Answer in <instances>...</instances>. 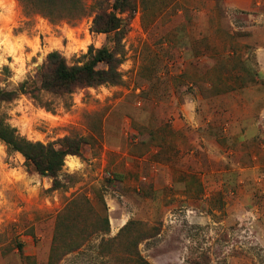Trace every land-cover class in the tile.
Returning <instances> with one entry per match:
<instances>
[{
	"label": "rangeland",
	"instance_id": "obj_1",
	"mask_svg": "<svg viewBox=\"0 0 264 264\" xmlns=\"http://www.w3.org/2000/svg\"><path fill=\"white\" fill-rule=\"evenodd\" d=\"M134 4L116 11L129 29L121 84L0 103L29 140L87 138L58 189L0 140V264H48L58 217L81 195L89 201L71 204L69 223L86 241L57 264H138L127 248L137 239L150 264H264V0ZM93 14L53 23L0 0V89L39 84L52 51L73 65L92 45L112 48V33L91 30ZM105 207V237L131 224L101 249L93 232Z\"/></svg>",
	"mask_w": 264,
	"mask_h": 264
},
{
	"label": "trees",
	"instance_id": "obj_2",
	"mask_svg": "<svg viewBox=\"0 0 264 264\" xmlns=\"http://www.w3.org/2000/svg\"><path fill=\"white\" fill-rule=\"evenodd\" d=\"M27 15L41 14L51 22L57 23L63 20L77 21L93 14L87 0H19ZM135 0H96L94 6L93 25L91 30L95 33L105 32L113 34L114 46L96 48L90 46L83 64H69L66 57L59 51L48 54L46 61L39 67L36 84L33 78L21 82L12 90L0 89V103L12 101L20 94L30 93L38 97L39 91H46L60 95H71L77 89L96 87L100 85H117L123 81L120 65L123 62L122 41L128 32V25L120 18L116 11L125 12L134 9ZM104 67H99L100 64ZM0 140L9 151L19 152L25 158L29 170L39 173L41 176L53 178V189L62 186L59 174L64 168L68 155L82 156L83 144L87 142L84 136H65L58 142L43 143L32 141L21 136L17 128L7 124L0 116ZM89 201L85 195L68 201L63 213L58 217L54 243L51 249L48 264H57L58 259L66 253L78 250L86 240H75L70 230L69 220L72 217L70 206L72 203ZM67 208V209H66ZM105 212L99 217L93 233H101L99 246L101 249L111 248L121 242L124 234L130 230V222L122 227L120 233L114 237H105L110 232V221ZM140 240H130L127 248H135L133 254L138 264H150L138 250ZM22 249V245L20 246Z\"/></svg>",
	"mask_w": 264,
	"mask_h": 264
},
{
	"label": "bare ground",
	"instance_id": "obj_3",
	"mask_svg": "<svg viewBox=\"0 0 264 264\" xmlns=\"http://www.w3.org/2000/svg\"><path fill=\"white\" fill-rule=\"evenodd\" d=\"M69 164H70L71 166H76V165H77L76 161L73 160V159L69 160Z\"/></svg>",
	"mask_w": 264,
	"mask_h": 264
},
{
	"label": "clouds",
	"instance_id": "obj_4",
	"mask_svg": "<svg viewBox=\"0 0 264 264\" xmlns=\"http://www.w3.org/2000/svg\"><path fill=\"white\" fill-rule=\"evenodd\" d=\"M0 43H2V42H0ZM0 63H4V61H0Z\"/></svg>",
	"mask_w": 264,
	"mask_h": 264
}]
</instances>
